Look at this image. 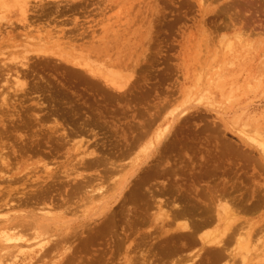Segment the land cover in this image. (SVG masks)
<instances>
[{"label": "rangeland", "instance_id": "rangeland-1", "mask_svg": "<svg viewBox=\"0 0 264 264\" xmlns=\"http://www.w3.org/2000/svg\"><path fill=\"white\" fill-rule=\"evenodd\" d=\"M250 1L0 0V264H244L239 233L264 255V154L247 139L264 135V0ZM16 223L31 240L9 243ZM232 230L221 257L210 244Z\"/></svg>", "mask_w": 264, "mask_h": 264}, {"label": "bare ground", "instance_id": "bare-ground-1", "mask_svg": "<svg viewBox=\"0 0 264 264\" xmlns=\"http://www.w3.org/2000/svg\"><path fill=\"white\" fill-rule=\"evenodd\" d=\"M231 1V0H230ZM236 1V0H235ZM253 0H251L250 2H252ZM261 1V0H260ZM246 2V1H245ZM244 2V3H245ZM230 3V2H229ZM232 3H233V0H232ZM236 3V2H235ZM240 3V2H239ZM238 3V4H239ZM253 3V2H252ZM237 4V3H236ZM243 4V3H242ZM248 4H250V3H248ZM233 5H234V3H233ZM241 5V4H240ZM244 5H246V3L244 4ZM254 6H256V4H253ZM74 6V5H73ZM201 6V5H200ZM202 6H204V5H202ZM235 6V5H234ZM234 6H233V8H234ZM251 6V5H250ZM259 6V5H258ZM241 7V6H240ZM242 7H243V5H242ZM241 7V8H242ZM203 8V7H202ZM240 8V9H241ZM247 8V6L245 7V9ZM250 8H253V6L252 7H250ZM256 8H257V6H256ZM227 9V8H226ZM239 9V8H238ZM253 9H255V7L253 8ZM231 10V9H230ZM247 10V9H246ZM249 10V9H248ZM239 11V10H238ZM249 12H250V10H249ZM252 12H253V10H252ZM262 12V11H261ZM224 13V12H223ZM223 13H221V14H223ZM240 13V12H239ZM255 13V12H254ZM259 13V12H258ZM219 15V14H218ZM260 15V14H259ZM219 16H221V15H219ZM224 16V15H223ZM239 16H241V13L239 14ZM255 16V15H254ZM240 18V17H239ZM254 18V17H253ZM242 19V18H241ZM247 19H248V17H247ZM255 19V18H254ZM233 20H235V19H233ZM248 20H250V18L248 19ZM236 21V20H235ZM256 22V21H255ZM245 23H247V22H245ZM251 26V25H250ZM245 28V27H244ZM258 28V27H257ZM262 35V34H261ZM41 38V37H40ZM54 38H55V36H54ZM32 39V38H31ZM35 41V40H34ZM40 41V40H39ZM38 42H36V44H37ZM45 44V43H44ZM39 46V45H38ZM66 55V54H65ZM81 59V58H80ZM24 64V63H23ZM25 65V64H24ZM22 66V65H21ZM29 68V67H28ZM102 69V68H101ZM92 72V71H91ZM100 72H102V71H100ZM112 72V71H111ZM90 73V72H89ZM94 73V72H93ZM123 72L121 71V74H122ZM99 74V73H98ZM119 74H120V72H119ZM120 74V75H121ZM17 75V74H16ZM88 75V74H87ZM100 75L102 76V74L100 73ZM106 75V74H105ZM119 75V76H120ZM103 76H104V74H103ZM113 76V75H112ZM115 76H116V74H115ZM119 76H118V73H117V76H116V78H119ZM108 77V76H107ZM105 78V77H104ZM121 78H122V76H121ZM121 78H119L120 79V81L122 80ZM108 79H109V77H108ZM17 80V79H16ZM19 80V79H18ZM89 80V79H88ZM124 80V79H123ZM110 81V80H109ZM111 81H113L114 82V80L113 79H111ZM115 84H112V85H114V87L116 86V84L119 86L120 84L118 83V81L115 79ZM20 82V81H19ZM91 82V81H90ZM106 82H107V80H106ZM95 83V82H94ZM104 83H105V81H104ZM109 82H107V84H108ZM98 84H100V83H98ZM110 84V83H109ZM123 84H124V82H123ZM123 84H121V85H123ZM94 85V84H93ZM101 85V84H100ZM111 85V84H110ZM120 85V86H121ZM98 86V85H97ZM106 86V85H105ZM118 86H116L117 87V89H116V91H118L119 89H118ZM103 87V86H102ZM115 87V88H116ZM107 88V87H106ZM110 88H112V87H110ZM120 88V87H119ZM127 88V87H126ZM125 88V89H126ZM103 89V88H102ZM120 89H122L123 90V88H120ZM104 90H105V88H104ZM109 92H111V91H109ZM108 92V93H109ZM116 93V92H115ZM120 93V92H119ZM107 94V93H106ZM40 122H41V120H40ZM163 133V132H162ZM161 133V134H162ZM160 134V133H159ZM158 135V134H157ZM156 135V137H158L159 139L161 138V136H157ZM247 136V135H246ZM158 138H156V139H158ZM247 139L248 140H250V142H251V144L253 143L257 148H259V151L261 150V154H264V135H262L261 133H258V132H256L255 131V133H254V135H251V137L250 136H247ZM165 143V142H164ZM7 155V154H6ZM3 160V159H2ZM95 161V160H94ZM133 164V163H132ZM88 167V166H87ZM86 168V167H85ZM138 180V179H137ZM86 182V181H85ZM103 182H105V181H103ZM137 182V181H136ZM102 183V182H101ZM86 185V184H85ZM111 185V184H110ZM113 186H111V188H112ZM108 188V187H107ZM114 189V188H113ZM46 190V189H45ZM100 190V189H99ZM109 190H110V188H109ZM112 190V189H111ZM42 192V191H41ZM40 192V193H41ZM107 191H105V193H106ZM78 193V192H77ZM79 193H80V191H79ZM103 194V193H102ZM101 194V195H102ZM33 195V194H32ZM40 195V194H39ZM30 196V195H29ZM38 196V195H37ZM28 198H30V197H28ZM88 200V199H87ZM40 201V200H39ZM84 201V200H83ZM37 202V201H36ZM81 202V201H80ZM35 203V202H34ZM29 204V203H28ZM84 204H86V203H84ZM227 206V205H226ZM218 208V207H217ZM226 208V207H225ZM224 211H225V209H223ZM227 210V209H226ZM36 211V210H35ZM30 212V211H29ZM221 212H223L222 211V209H221ZM36 213V212H35ZM47 213V212H46ZM69 213V212H68ZM29 214V213H28ZM25 215V214H24ZM27 215V214H26ZM48 214H46L45 216H47ZM73 215V214H72ZM29 216V215H28ZM33 217V216H32ZM31 217V218H32ZM112 217V216H111ZM110 217V218H111ZM28 218H30V217H28ZM109 218V215H108V217H106V219H108ZM37 219V218H36ZM106 219L105 220H102V223L101 224H103V221L105 222L106 221ZM34 220V219H33ZM109 220V219H108ZM107 220V221H108ZM45 221V220H44ZM28 222L30 223V224H32L31 226H32V230H33V236H34V238L32 237V239L33 240H37V239H40L39 240V242H35L37 245L36 246H39V248H43V255H46L48 252H50V250L51 249H54V251L58 248L59 249V247H60V241H57V235L55 236V235H48V239H50L51 237H54L56 240L54 241L53 240V243H51L47 248L45 247V249H44V247L43 246H47L48 245V243H50V241L48 240V239H46L45 238V235L43 234V233H52V232H50V231H48V224L46 225L45 223L43 224V222H37V223H35V225H34V222L32 223V220H31V222L28 220ZM35 222H36V220H35ZM23 224V223H22ZM29 224V225H30ZM61 224V223H60ZM100 224V225H101ZM246 224V223H245ZM24 225L25 226H29V225H27V223L25 224L24 223ZM23 225V226H24ZM34 225V226H33ZM68 225V224H67ZM250 225V224H249ZM249 225H248V227H249ZM22 226V225H21ZM20 225H19V223H18V225H17V223H16V225L15 224H12V225H9V236H7L6 235V237H9L8 238V241H9V243H12V244H16V243H18V242H23V241H27V239H30L31 240V237L29 236V238H25V234L24 233H26L27 234V231H29V233L30 232H32V230H28V227H21ZM81 226V225H80ZM188 226V225H187ZM247 226V225H246ZM63 227H65V226H63ZM79 227V226H78ZM244 227V226H243ZM54 228V227H53ZM95 228V227H94ZM30 229H31V227H30ZM97 229V228H96ZM186 229V228H185ZM189 229V228H188ZM187 229V230H188ZM241 229H243V228H241ZM5 230H8V229H5ZM27 230V231H26ZM49 230H51V229H49ZM91 230H92V228H91ZM184 230V229H183ZM190 230H192V229H190ZM189 230V232L191 233V231ZM58 231V230H57ZM185 231V230H184ZM225 231H229V229L227 228V229H225ZM248 231H249V229H248ZM195 232V231H194ZM233 232H234V230H232V233L231 232H229V233H227V235L224 233V237L226 238V239H220L219 241H216V242H214V243H212V244H210V247H211V249H213V248H216V249H214L215 250V252H216V250L218 249V251L219 250H221L220 252L221 253H219L220 255L222 254V253H228L229 251L227 250V248H229V247H227L228 246V244H229V241L228 240H231V238L228 236V234H233ZM3 233H4V231H3ZM58 233V232H57ZM248 233V232H247ZM43 234V235H42ZM186 234V233H185ZM246 234V233H245ZM5 235V234H4ZM4 235H2L3 237H4ZM31 236H32V234H30ZM62 235H63V233H62ZM234 235H237V233L235 234L234 233ZM244 235V234H243ZM243 235H241L240 233L238 234V237L237 238H239L240 237V240L237 242L238 244L237 245H241L242 246V248H243V250H245V253H244V255H241V256H243V257H241V262L242 263H246V261H247V259H248V253L250 252V251H252V250H255V249H252V245L250 246L249 245V240L247 241L246 239H249V235L248 234H246V236H243ZM231 236V235H230ZM241 236H243V237H241ZM253 237H255L254 236V234L252 235ZM28 237V236H27ZM64 237V236H63ZM62 237V238H63ZM206 237V236H205ZM207 237H208V235H207ZM206 237V238H207ZM209 237H210V235H209ZM213 237V236H212ZM215 237V236H214ZM213 237V238H214ZM230 239H229V238ZM235 238H236V236H234ZM61 238V239H62ZM84 238V237H83ZM246 238V239H245ZM260 238V237H259ZM60 239V240H61ZM89 239V238H88ZM88 239H86V240H88ZM209 239V238H208ZM255 239V238H254ZM29 240V241H30ZM82 240V239H81ZM212 240V239H211ZM233 240V239H232ZM237 240V239H236ZM257 240V239H256ZM259 240V239H258ZM6 241V240H5ZM44 241V242H43ZM46 241V242H45ZM206 241V240H205ZM228 241V243H226ZM234 241V240H233ZM232 241V242H233ZM28 242V241H27ZM80 242V241H79ZM86 242V241H85ZM84 243V242H83ZM27 244V243H26ZM82 243H80V245H81ZM207 244H209V243H207ZM11 245V244H10ZM230 245V244H229ZM236 245V246H237ZM258 245V244H257ZM208 246V245H207ZM15 247V249H18V247H19V249H20V251H18V252H23L22 250H21V248L22 247H20V246H18L17 247V245L16 246H14ZM68 247V246H67ZM77 247V246H76ZM10 248V247H9ZM12 248V247H11ZM27 248V247H26ZM74 248V247H73ZM14 249V248H13ZM18 249V250H19ZM209 249V248H208ZM27 250H31V249H27ZM69 250H70V248H69ZM76 250H77V248H76ZM223 250H225L224 252H222ZM227 250V251H226ZM238 250L240 251V249L238 248ZM257 250V249H256ZM256 250L255 251H252V254H255V256H254V258L251 260V261H255L256 262V264H264V255L262 254V255H260V254H256ZM15 251V250H14ZM52 251V250H51ZM65 251V250H64ZM209 251H211L210 249H209ZM208 251V252H209ZM213 251V250H212ZM263 251V250H262ZM16 252V251H15ZM15 252H13V257L15 258L16 256L14 255V253ZM42 252V251H41ZM53 252V251H52ZM66 252H67V249H66ZM69 252V251H68ZM207 252V253H208ZM214 251H213V253H214V255L215 254H217V255H219L218 253H215ZM54 253H56V252H54ZM54 253H51L50 252V255H48V256H53V254ZM64 253V252H63ZM63 253H62V255H63ZM206 253V252H205ZM206 253V254H207ZM211 253V252H210ZM258 253V252H257ZM260 253V252H259ZM17 254V253H16ZM40 254V253H39ZM66 254V253H65ZM225 254V255H226ZM250 254V253H249ZM35 255H37V254H35ZM55 255V254H54ZM69 255V254H68ZM205 255V254H204ZM210 255V254H209ZM212 255V254H211ZM239 255V254H238ZM11 256V258H13ZM224 255L222 254V256L221 257H223ZM40 257V256H39ZM42 257V256H41ZM41 257H40V260H41ZM55 257V256H54ZM54 257H51V258H54ZM58 257V256H57ZM66 257V256H65ZM68 257V256H67ZM76 257V256H75ZM239 258H240V255L238 256ZM42 258H44V257H42ZM70 258V257H69ZM226 258H228V259H226ZM38 259V258H37ZM45 259V258H44ZM65 259V258H64ZM67 259V258H66ZM205 259V258H204ZM222 259H223V261H222ZM232 259H233V256H232V254H231V251H230V253H228L225 257H223V258H219V259H217L219 262H218V264H230L228 261H232ZM74 260V259H73ZM225 260H227V261H225ZM64 261H66V260H64ZM69 261V260H68ZM201 261V260H200ZM207 261V260H206ZM216 261V260H215ZM37 262V261H36ZM39 262V261H38ZM31 263V262H30ZM47 263H49L48 261H47ZM217 263V261L214 263V264H216ZM238 263H239V260H238ZM234 264V263H233ZM236 264V263H235ZM240 264V263H239Z\"/></svg>", "mask_w": 264, "mask_h": 264}]
</instances>
